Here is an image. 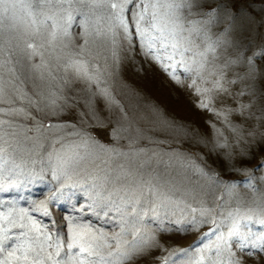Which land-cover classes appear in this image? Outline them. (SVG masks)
<instances>
[{
    "label": "rangeland",
    "instance_id": "rangeland-1",
    "mask_svg": "<svg viewBox=\"0 0 264 264\" xmlns=\"http://www.w3.org/2000/svg\"><path fill=\"white\" fill-rule=\"evenodd\" d=\"M239 3L250 28L223 9L187 17L179 84L119 29L76 56L82 27L50 44L51 22L18 9L0 30V242L41 264H264V0ZM72 59L94 79L66 72ZM233 224L249 247L216 255Z\"/></svg>",
    "mask_w": 264,
    "mask_h": 264
},
{
    "label": "snow or ice",
    "instance_id": "snow-or-ice-1",
    "mask_svg": "<svg viewBox=\"0 0 264 264\" xmlns=\"http://www.w3.org/2000/svg\"><path fill=\"white\" fill-rule=\"evenodd\" d=\"M24 10L28 16L35 17L41 15L44 19L41 24L48 27L47 21H50L51 31L49 33L51 39L49 43L60 37H70V29L75 24L77 27H82L85 37L84 44L79 45V52L75 55L79 56L84 52L89 43L87 37L95 33L97 37H105L109 32L113 33L114 29L121 30L122 37L132 46L133 38L139 42V47L142 48L146 57H151L155 60L165 72H168L169 66L173 68L172 72L168 74L173 80L180 83L175 75L174 69L177 63L183 64V57L185 52L191 51L190 45L192 41L190 37H184L183 32L184 22L189 15L195 11L196 14L207 16L219 21L221 9L229 18V29H247L252 26L254 19L252 13L239 3V0H230L229 3H217L214 0H0V30H3L6 21L15 22L18 19L17 10ZM107 27L105 28V23ZM33 23L35 20L33 19ZM32 49L28 53L29 57L38 55L35 45L29 43L27 45ZM65 47H68L66 44ZM253 56H264V47L259 48L253 52ZM179 56L180 61L176 60ZM249 64L252 63V57H246ZM170 62V63H166ZM37 68L40 65L36 66ZM69 69L75 74L77 78H85L88 80L94 79L89 74L88 62L81 59H72L68 64L64 65V70L67 72ZM190 71V69H187ZM195 80H193L190 87H195ZM197 93L202 90L199 87L195 88ZM3 89L0 88V93ZM0 102H3V97L0 95ZM207 107V105H202ZM3 149H0L2 152ZM6 163V161H5ZM58 178V177H57ZM0 191L3 188L0 187ZM43 195V192L39 193ZM56 197H52L55 199ZM44 208L43 202L40 205ZM44 214L48 215L46 209ZM204 213H202L203 215ZM215 223L212 221H203V223ZM264 223V221H261ZM21 227H23L21 225ZM216 229L213 228L210 233L215 234ZM21 236L25 233H20ZM235 238L241 252L249 247L247 237L239 233V224H233L229 229L227 235L220 234L216 236L217 243L215 245L216 255H220L221 248H225L229 252V256L234 255L232 252V239ZM16 239H19L17 237ZM44 242L47 244L51 237L47 234L43 237ZM10 241V243H5ZM16 241L8 235H5L4 242H0V264H41L37 259L39 252L36 249L21 246H15ZM57 248L59 247V239L55 241ZM51 246V245H49ZM76 247L75 242L68 245L69 249ZM206 248H211L206 245ZM251 247H259L264 250V243L259 246L253 243ZM44 248L41 247V251ZM80 252H84L83 247L79 248ZM203 251V249H201ZM35 253V257L30 260L29 253ZM187 252V250H185ZM93 253L89 252V255ZM57 255L59 252L57 251ZM251 252L248 253L250 257ZM51 253H48V259H51ZM58 264V262H57ZM229 264H241L239 260H230Z\"/></svg>",
    "mask_w": 264,
    "mask_h": 264
}]
</instances>
